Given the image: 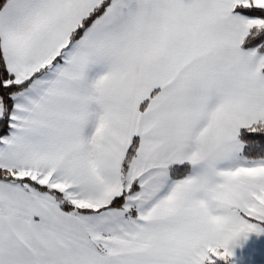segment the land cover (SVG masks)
Masks as SVG:
<instances>
[{
    "label": "snow or ice",
    "instance_id": "snow-or-ice-1",
    "mask_svg": "<svg viewBox=\"0 0 264 264\" xmlns=\"http://www.w3.org/2000/svg\"><path fill=\"white\" fill-rule=\"evenodd\" d=\"M0 264H264V0H0Z\"/></svg>",
    "mask_w": 264,
    "mask_h": 264
}]
</instances>
